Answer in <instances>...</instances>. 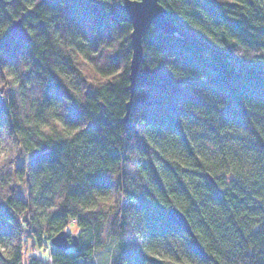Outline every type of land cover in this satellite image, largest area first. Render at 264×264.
Instances as JSON below:
<instances>
[{"label":"trees","instance_id":"obj_1","mask_svg":"<svg viewBox=\"0 0 264 264\" xmlns=\"http://www.w3.org/2000/svg\"><path fill=\"white\" fill-rule=\"evenodd\" d=\"M120 1L0 0V264H96L104 232L109 264H264V0H160L179 31L144 36L127 123Z\"/></svg>","mask_w":264,"mask_h":264},{"label":"water","instance_id":"obj_2","mask_svg":"<svg viewBox=\"0 0 264 264\" xmlns=\"http://www.w3.org/2000/svg\"><path fill=\"white\" fill-rule=\"evenodd\" d=\"M119 7L125 11L132 24L131 46H132V58L130 63V89L131 97L126 105V113L124 116V122L129 120L131 106H132V94L134 91L135 82L139 73L141 61L143 59V38L148 32L151 26H156L159 30H163L169 33H177L179 27L174 20L169 16L167 9L161 3L160 0H144V4L136 3L135 0H121ZM25 12L15 18L10 26L11 32L18 39L25 42L32 40V35L24 24ZM135 29V31H133ZM212 178V177H211ZM167 216L170 221L178 225L185 232L191 234V245L195 252L204 258H209V254L195 235L191 223L185 213L177 206H172L167 209ZM52 243L56 248L67 249L69 247L76 246L78 244L77 236L70 235L67 230H61L51 238Z\"/></svg>","mask_w":264,"mask_h":264},{"label":"rangeland","instance_id":"obj_3","mask_svg":"<svg viewBox=\"0 0 264 264\" xmlns=\"http://www.w3.org/2000/svg\"><path fill=\"white\" fill-rule=\"evenodd\" d=\"M14 149H15V146L12 140L8 139L7 137L5 138L3 137L2 139H0V153H2L4 156H7L9 158L11 154L13 153ZM16 188H17V194L24 199L25 193H24L23 184L17 183ZM78 230H79L78 226L74 224L69 225L67 228V231L70 232V235L74 234L77 236V238H78V232H79ZM101 242H102V245H100L99 248L95 251L93 262L96 264H109L113 250L111 246L112 242L109 241L108 243V241H105V232L102 233L101 235ZM37 246L38 244L31 243V246L27 249V252H33L37 255H40V253L44 254L48 252L47 247H44L42 249L41 248L36 249ZM184 247H187L186 243ZM47 263H48V260H47Z\"/></svg>","mask_w":264,"mask_h":264},{"label":"snow or ice","instance_id":"obj_4","mask_svg":"<svg viewBox=\"0 0 264 264\" xmlns=\"http://www.w3.org/2000/svg\"><path fill=\"white\" fill-rule=\"evenodd\" d=\"M136 3H139L141 5L144 4V0H135ZM133 31H135V29H133ZM0 35H2V33H0ZM124 69L121 68V71H123ZM114 75H118V73H114ZM8 157L4 156L2 153H0V165H3L7 162ZM0 251H3V249H0Z\"/></svg>","mask_w":264,"mask_h":264}]
</instances>
